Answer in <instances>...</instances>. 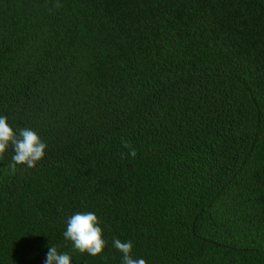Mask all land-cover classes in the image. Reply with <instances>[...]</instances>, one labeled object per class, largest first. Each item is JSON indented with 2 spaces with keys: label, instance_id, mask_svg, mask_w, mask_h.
Wrapping results in <instances>:
<instances>
[{
  "label": "trees",
  "instance_id": "trees-1",
  "mask_svg": "<svg viewBox=\"0 0 264 264\" xmlns=\"http://www.w3.org/2000/svg\"><path fill=\"white\" fill-rule=\"evenodd\" d=\"M0 264H264V0H0Z\"/></svg>",
  "mask_w": 264,
  "mask_h": 264
}]
</instances>
